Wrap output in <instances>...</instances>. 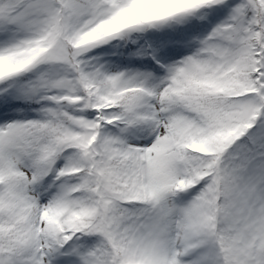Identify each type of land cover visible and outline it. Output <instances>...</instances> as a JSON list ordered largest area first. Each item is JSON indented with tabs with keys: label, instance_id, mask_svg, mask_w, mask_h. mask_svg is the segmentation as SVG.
Instances as JSON below:
<instances>
[{
	"label": "snow or ice",
	"instance_id": "1",
	"mask_svg": "<svg viewBox=\"0 0 264 264\" xmlns=\"http://www.w3.org/2000/svg\"><path fill=\"white\" fill-rule=\"evenodd\" d=\"M0 264H264V0H0Z\"/></svg>",
	"mask_w": 264,
	"mask_h": 264
}]
</instances>
